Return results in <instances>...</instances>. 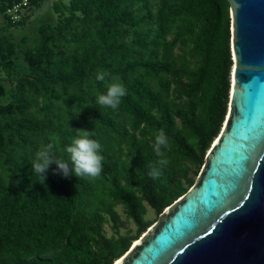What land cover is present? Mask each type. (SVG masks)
Wrapping results in <instances>:
<instances>
[{
    "label": "trees",
    "instance_id": "1",
    "mask_svg": "<svg viewBox=\"0 0 264 264\" xmlns=\"http://www.w3.org/2000/svg\"><path fill=\"white\" fill-rule=\"evenodd\" d=\"M17 1L0 0V264H114L154 224L149 208L159 217L190 190L222 130L234 65L230 4L59 0L54 21L18 40L11 29L45 0L14 22L7 10ZM101 70L127 88L114 111L95 101L111 83L95 80ZM76 129L95 130L102 175L65 178L52 164L44 184L33 182L35 152L55 137L67 160ZM160 129L171 138L163 168L153 151ZM119 206L135 233H122Z\"/></svg>",
    "mask_w": 264,
    "mask_h": 264
},
{
    "label": "water",
    "instance_id": "2",
    "mask_svg": "<svg viewBox=\"0 0 264 264\" xmlns=\"http://www.w3.org/2000/svg\"><path fill=\"white\" fill-rule=\"evenodd\" d=\"M228 113L194 185L114 264H264V0H228Z\"/></svg>",
    "mask_w": 264,
    "mask_h": 264
},
{
    "label": "clouds",
    "instance_id": "3",
    "mask_svg": "<svg viewBox=\"0 0 264 264\" xmlns=\"http://www.w3.org/2000/svg\"><path fill=\"white\" fill-rule=\"evenodd\" d=\"M106 79L111 80V83L107 85L106 92L97 91L95 101L99 108L114 111L121 104L122 98L127 95V88L118 75H113L107 70L97 72L96 81L104 82ZM75 131L76 136L65 149L69 155L67 160L57 155L59 148L55 137L35 152L30 164L32 168L30 177H35L34 181L30 178L33 182L44 184L45 173L52 164L57 165L56 171L65 178L75 175L80 179L95 180L102 175L106 157L103 155V145L98 139L93 138L96 136L95 130L76 129ZM170 144L171 138L164 129H160L154 134L153 151L158 156L157 164L161 168L166 167L169 163L167 150L170 148ZM159 175V168H153L148 172V176L153 179Z\"/></svg>",
    "mask_w": 264,
    "mask_h": 264
},
{
    "label": "rangeland",
    "instance_id": "4",
    "mask_svg": "<svg viewBox=\"0 0 264 264\" xmlns=\"http://www.w3.org/2000/svg\"><path fill=\"white\" fill-rule=\"evenodd\" d=\"M59 0H45L43 6L39 9H33L30 11V19L27 21V24L24 27H18L11 29V33L15 37V39H20L25 35L33 36L35 28L43 22H52L56 19V14L53 11V4ZM4 24V19L0 18V26ZM204 166V165H203ZM202 166V168H203ZM201 168V170H202ZM195 170V169H193ZM199 171V173L201 172ZM194 176V174H191ZM198 176V175H197ZM197 176L195 178H197ZM120 213L122 220L126 223V229L122 231V233H126L130 231L132 234L136 232V225L133 221L129 220L124 213V210L121 206L117 208ZM159 217L155 214V212L149 208L148 213L146 215V219L149 221H154V223L158 220ZM107 232L111 235L109 228H107ZM135 243V242H134ZM133 243V244H134ZM133 246V245H132Z\"/></svg>",
    "mask_w": 264,
    "mask_h": 264
},
{
    "label": "built area",
    "instance_id": "5",
    "mask_svg": "<svg viewBox=\"0 0 264 264\" xmlns=\"http://www.w3.org/2000/svg\"><path fill=\"white\" fill-rule=\"evenodd\" d=\"M33 0H19L9 7L7 15L12 21L18 22L26 15L27 11L31 8V2Z\"/></svg>",
    "mask_w": 264,
    "mask_h": 264
}]
</instances>
